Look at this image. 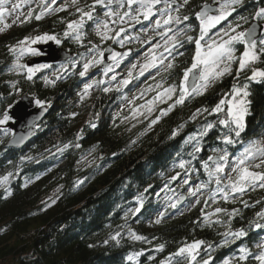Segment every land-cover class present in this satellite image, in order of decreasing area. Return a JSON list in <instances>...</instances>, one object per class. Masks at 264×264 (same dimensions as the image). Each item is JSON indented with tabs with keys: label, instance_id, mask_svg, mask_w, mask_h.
<instances>
[{
	"label": "trees",
	"instance_id": "trees-1",
	"mask_svg": "<svg viewBox=\"0 0 264 264\" xmlns=\"http://www.w3.org/2000/svg\"><path fill=\"white\" fill-rule=\"evenodd\" d=\"M92 3L93 0H77L75 7L67 4L66 11H52L39 21L34 17L40 9H33L32 19L0 35V119L23 95L43 102L49 110L24 148H7L8 135L0 140V179L7 176L11 182L8 188L0 187V264H160L178 248L196 240L205 243L193 264H203L209 258L210 264L225 260L232 264H257L253 256L258 254L256 245L264 241V227L257 229L255 224L264 225V220L256 215L264 211V188H248L227 201L208 199L203 203L200 199L183 214L175 213L181 205L172 209L165 204L169 190L180 194L186 191V186L177 187L180 178L190 175L207 182L201 162L220 146L218 131L212 130L200 142L202 151L195 154V159L189 155L194 148L186 137L197 125L193 114L197 109L214 107L231 90L232 78L220 80L203 95L188 97L153 126L144 122L140 130L129 131L114 111L138 81L134 80L133 86L124 91L114 86L104 91L105 86H97L92 93L77 98L80 86L90 77H81L79 67L57 80L47 79L49 83H45L43 74L29 80L13 70L15 55L10 48L25 37L45 33L62 37L60 48L73 55L66 62L88 54L90 45L98 41L92 33L94 26L110 9L97 7L94 20L86 21L83 46L72 38H64V32L69 22L80 18L77 8L88 10L86 5ZM207 3L214 0H189L179 12L175 9L183 2L173 5L175 17L183 20V16H189L185 25L191 28L192 37L197 35L195 14ZM260 7H264V0H242L221 26L238 22L236 18L241 16L249 20ZM181 45L173 54V69L161 76L166 84H174L191 62L192 43L184 38ZM129 49L136 54L141 47ZM59 64L63 63L53 67ZM257 64L256 68H264V55ZM95 74L99 73L91 76ZM238 82L248 83L251 93L242 134L245 144L264 131V81L246 82L243 77ZM60 147V152L53 153ZM91 153L97 159L96 165L85 169L81 161ZM181 159L191 163L181 169ZM58 188L61 193L57 201L45 206V197ZM137 207L140 211L134 214ZM218 207L226 212L207 218ZM234 209L238 214L230 217ZM158 212L163 213V218L157 224ZM241 228L247 236L235 241L222 235L229 229ZM130 232L146 240L136 241ZM160 245L164 246L163 251L157 252ZM242 247L253 254L244 262L238 260ZM129 256L138 257L129 261ZM176 259L180 258H175L173 264ZM181 264L188 261L181 260Z\"/></svg>",
	"mask_w": 264,
	"mask_h": 264
},
{
	"label": "snow or ice",
	"instance_id": "snow-or-ice-1",
	"mask_svg": "<svg viewBox=\"0 0 264 264\" xmlns=\"http://www.w3.org/2000/svg\"><path fill=\"white\" fill-rule=\"evenodd\" d=\"M6 0H0V18H2L5 14V5ZM26 2V0H25ZM56 0H52V3H55ZM166 4L167 8L172 7V0H163ZM118 6H123L125 0H93L91 5H86L85 9L77 8V12L80 13V19L76 21L69 22L66 26V30L64 32V38H72L76 42L81 43L83 40L82 29L86 21L94 20V12L97 7L111 9L113 4ZM161 3V0H126V5L129 10L133 8L134 5H137L136 13L137 15H131V11H125L122 14L116 12L114 10L104 11L103 15L108 18V20H112L113 23L116 22V19L120 21H124L125 17H130L132 20H135L136 23H141L140 17H143V20L147 21L151 17L155 15L153 11L154 7ZM189 3V0H183V4L177 7L175 10L179 12L181 7H184ZM77 0H72V5H76ZM242 4V0H217V6L212 7L210 5H202L200 11L196 12L195 18L199 22V35L197 37L188 36L187 40L189 43L195 44V51L191 57L190 66L184 68L182 79L178 86H169L164 88L162 92H158L157 96L153 99V101H149L148 103L155 102H166L167 100L173 99V96L178 92L179 95L174 100V103L169 105V107L165 110L161 111V115H166L175 105H180L185 102V100L189 96L193 95H203L207 89L215 83L217 80L223 78L225 75H230L232 73V65L234 63H238V67L236 69V77L235 80H239L240 73L245 71L249 66L255 65V63L260 59L262 55H264V31H262L259 36L257 33L258 24H253L246 30L238 31L241 28L240 23L229 24L227 28L219 30L214 37H209V33L212 29L216 28L217 25L221 24L222 21L228 19L229 16L232 15L234 11H236V7ZM20 5H13V10L19 8ZM66 6H61L56 9H52L51 6L44 8L42 5V11L39 14L35 15V19L39 21L43 18L45 12L48 11H66ZM162 10V13L163 14ZM115 18V19H114ZM32 19V12L30 11L28 14L27 20ZM175 19L176 23H181L183 21H188L189 16H183V21L179 16L173 18L170 14L167 16V19L163 21L165 25L173 23ZM241 21L244 23H248V17L241 16L239 17ZM253 21L259 22L264 20V7H260L251 17ZM156 26L160 27V21L156 20ZM2 30V29H0ZM112 30L109 29V25L107 21H100L96 24V32L101 40L113 39L119 37L122 32L125 31L124 28H120L119 31L115 32V36L110 35L109 33ZM209 37V39H205ZM172 39V49L176 48L178 40L175 37ZM54 41L57 45L61 43L59 37L55 35H49L47 33L43 35H37L35 37H25L24 40L18 42L17 47L10 48V51L16 52L19 51L20 55L17 56V60H19L26 52H31L35 54V49L31 48L30 45L39 44L41 42ZM123 44V41H118ZM203 42V43H202ZM237 45L243 47V51L240 52L239 56H237ZM83 46V45H82ZM166 51H171V49H165ZM89 53H99V57L101 59H97L95 55L93 58L88 60L83 64V70L79 72L81 77H84L86 73L89 71L91 67L94 65L102 63V59L104 56L103 51H99L98 46L93 45L88 49ZM183 55V53H180ZM83 56V54H81ZM119 53H111L108 57L112 60L113 64L119 66L120 61L117 59ZM123 55H127L126 53ZM156 57H152V62L145 64L142 66L141 75H143V70H147L148 68L156 67ZM162 62V61H161ZM75 67V64L72 65ZM16 68H24L25 65L17 64ZM48 67V65H40L37 68L28 67L27 68V78L29 80L32 79L35 72L39 71L40 68ZM64 67V65H61ZM135 67V65H133ZM174 65L169 62L167 65V70L173 69ZM111 65L107 66L103 69L104 74L107 75L108 72L113 71ZM129 76H131V72H129ZM115 79V76L112 77ZM189 79L193 80V84L191 88L187 86ZM247 81L252 82H262L264 81V69L252 68L251 75L246 77ZM47 79H45V83H49ZM130 81L125 79L122 81L124 85H127ZM103 83V81H101ZM92 85H85L84 94L86 95L88 89L91 88ZM157 88H161V84L156 85ZM249 84L244 83L242 85H238L237 83H233L232 88L229 92L225 93L222 98L215 104L211 109L203 108L197 109L196 113L193 114V119L197 115H200L204 112H207L209 115H216L218 117V124L221 128H226L227 133H221L219 139L222 141L224 145H235L241 134L245 131L246 121L245 118L249 112V105L251 103L248 100V97L251 95L249 92ZM104 91H108L107 88ZM83 98V97H82ZM36 104L40 107H43V102L37 100ZM143 107V106H141ZM151 111V109H149ZM159 119V117L157 118ZM9 120V115L5 112L2 119H0V125L5 124ZM152 123H156V120H153ZM180 127H183L181 125ZM215 125L212 122H207L203 126V130L200 131L197 135H194L189 138V143L195 142L193 144L194 151L190 152L189 155L195 159V154L202 151L200 147V139L208 134L210 130H212ZM176 135V132H173V136ZM79 145H77L78 147ZM67 147V146H66ZM213 155L207 157L206 160L201 162V167L204 169L208 180L207 182H201L194 187L188 188V194L190 196H197L203 189L207 188L209 183L214 182L217 187L210 192L209 199L215 201V197L217 194L221 195L225 201L228 200L229 195L235 197L236 194L244 193L248 190V188L255 189L257 186L260 188H264V171H252L251 167H255L257 169L261 168L264 165V147L260 146L259 141H249L248 146L243 148V151L239 152L235 155L231 163L229 161V152L227 148H213ZM259 159V163H255L253 165V161ZM191 161H185L181 159L179 161L178 167L181 169H185L186 165L190 164ZM231 168L230 173H226V168ZM235 174V178L233 175ZM179 176L172 177L173 180H176ZM8 179L7 176L0 179V184H3ZM225 179L227 182L225 183ZM189 180L185 179L184 184H188ZM7 191V190H6ZM10 194V193H9ZM199 203V199L196 201ZM245 203V207H248L247 202ZM173 208L176 207L175 204L172 205ZM140 208L137 207L134 210V214L138 213ZM226 212L223 208H216L215 213ZM238 214V210L234 209L232 213H230V217ZM262 220H264V211H260L256 214ZM163 218V213L160 214V218L155 221V223H160V219ZM230 224V221H229ZM255 227L257 229L264 227L260 223H256ZM119 235V234H117ZM226 238H230L232 241L243 238L247 236V231L244 228L225 232L222 234ZM130 236L136 240H146V237H142L135 232H130ZM112 239H116V236H113ZM227 242V240L225 241ZM204 241L196 240L191 244H185L184 246L177 249L175 253H172L165 260H162L160 264H173V260L176 259L175 264H181V260H187L188 264H193L197 260V256L199 255V250L201 246L204 244ZM211 245H209V248ZM257 248L260 249L258 254L253 256L254 260L257 264H264V241H261L256 245ZM164 246L160 245L156 248L157 252L163 251ZM240 256L238 260L240 262H244L248 259L249 256L253 254L250 253L247 248H240ZM142 253H137L136 255H141ZM134 259L133 256H129L128 260L132 261ZM203 264H210V258L203 261ZM224 264H229L228 261H225Z\"/></svg>",
	"mask_w": 264,
	"mask_h": 264
},
{
	"label": "rangeland",
	"instance_id": "rangeland-1",
	"mask_svg": "<svg viewBox=\"0 0 264 264\" xmlns=\"http://www.w3.org/2000/svg\"><path fill=\"white\" fill-rule=\"evenodd\" d=\"M181 2H183V0H176V1L173 0L172 1V7L169 9V8H167L166 4L163 1H161V3L157 4L153 9V11L155 12V15L147 21L143 20V17L141 16L140 17L141 23H136V21L132 20L130 17H125L123 22L116 19V22L113 23L112 20H108V18H106L104 15H101V18H100V20H98V22H100V21H107L108 22L109 29L112 30L109 33L110 35L115 36V32L119 31L121 27L124 28L125 31L122 32L119 37H116L115 40H113V39L101 40L100 37L97 35V32H96V24L98 23L97 22L94 26L92 33L94 34L95 38L98 41L93 42L90 45V48L93 45H96V46H98L99 51H103V53H104L107 46L112 47L113 51L111 53L115 52V53L121 54L120 56L117 57V59L120 61V63H119V66H116L115 64H113L112 60H110L108 58L111 54L107 57L106 61L104 60V56H103L102 63L94 65L93 67H91L89 69V71L86 73V75L84 76V77H86L87 75H90V77H88V79H86V81L80 86L78 92L76 93L77 98L78 97H84V96L92 93L97 88V86H105V88H109L111 86L112 87L114 86V87L120 89L121 91H124L126 88H128V86L129 87L131 85L133 86L134 80L138 81L133 88H130V92L125 93L122 101L117 105L116 110L114 111V115H115V117L121 116L122 123H125V126L129 131L140 130L146 122H147V124H148V122L150 123V124H148L149 127L153 126L155 123H152V121L153 120L157 121L158 120L157 118L158 117L160 118L162 116L161 111L167 109L169 107V105L173 104L174 100L179 95V93L177 92L176 95L173 96V99L167 100L166 102H155V103H151V104L148 103L149 101H153V99L157 96V93L162 92L164 88H167L169 86H178L181 79H182L183 72L181 73L180 78L177 81H175L174 84H169V83L166 84L165 82H163L161 80V76L163 77V75L168 71L167 65L169 62H171L173 54L178 52L179 48L182 46L181 44L183 43V39L184 38L187 39V37L190 36V34H191V28H189V25H185V23L187 21L182 20L183 22L176 23L175 19H174L173 23H171V24L165 25L163 23V21L165 19H167V16L169 14L173 18H175L176 14L174 13L175 10H174L173 5H175L177 3L179 5ZM220 2H222V0H220ZM17 4L20 5V7L17 8L16 10H13V5H17ZM67 4L70 5L71 7H75V5L74 6L72 5V0H56L55 3H52V0H26V2H25V0H6L5 5H4L5 14L2 18H0V29H2V30H0V35L7 33L8 31H11V30L17 28L18 26L22 25L24 23V21L26 20V18L28 17L29 12L30 11L32 12L33 9L39 8L40 12H41L42 11V5L44 8L51 6L52 9H56V8L61 7V6L67 7L68 6ZM214 4L217 5V0H214ZM112 7H113L112 10L119 12L120 14H122L125 11H131V15H133V16L137 15L136 8L138 6L134 5L133 8L131 10H129L127 8V5H126V0H125V3L123 6H118L114 3L112 5ZM81 9H84V8H81ZM124 9H125V11H124ZM162 10H164L163 14H161ZM51 12L52 11L45 12L44 16L50 14ZM156 20L160 21V27L156 26ZM236 20L238 22L227 23L225 26H221L224 23V21H222L221 24L217 25L216 28L211 30V32L209 33V37H214L215 34L219 30L227 28V26L229 24L240 23L241 28L238 29V31H243V30L248 29L249 25L253 22L252 19H249L248 20L249 23H244L243 21H241L239 19V17L236 18ZM258 23H260L262 25V27H263L262 31H264V20H261ZM196 24H197V31H196L197 35H195V37H197L199 35V22L197 21ZM134 28H136L135 32L133 31ZM57 37H59V36H57ZM172 37H175L176 40L179 41V43H177L175 49H172L173 41H172V39H170ZM209 37H206L205 39L207 40V39H209ZM59 38L61 40L62 37H59ZM120 40L123 41V44L118 42ZM49 43H52L57 48H60L61 43L59 45H57L54 41L41 42L39 44L30 45L31 48L35 49V54H33L31 52H26L19 60H17V56L20 55L19 51L17 50L16 52H13L15 55V61L13 63V70L16 73L24 74L27 77V68L28 67L37 68L40 65H48V67L40 68L39 71L34 73L33 77H35L39 74L40 75L43 74L45 79L57 80L60 77H62L65 73H67L68 70H72V69L74 70V69L79 67L80 71H82L83 70V64L85 62H87L88 60L92 59L93 55H95L97 59H101L99 57L98 52H96V53H89L88 52V54H86V55L84 54L83 56L82 55L80 57L78 56L77 58H75L69 62L59 64L56 67H53V64H51V63L50 64H42V63L32 64V63H30L27 65V62H29V61L31 62L32 60L38 59L39 57L42 56V54L38 51L37 46L46 45ZM138 45L141 47L140 51L136 54H133L132 50H130L129 48L131 46L133 47V46H138ZM15 47H17V46H15ZM166 48L171 49V51H166L165 50ZM237 48H238V51L236 54H237V56H239L240 52L243 51V47L240 45H237ZM191 50L193 51V53H192V55H193L194 51H195V44L194 43H192ZM125 53L127 55H123ZM153 56H155L157 58L155 61L157 66L152 67V68H148L147 70H143V75H141L140 73L142 71V66L145 64L151 63ZM257 62H259V60ZM257 62L255 63V65H251L245 71L241 72L240 76H239V80H241L244 77L245 81L247 82L246 77L251 75L252 68L253 67L256 68V66L258 65ZM73 63L75 64V67L72 66ZM103 63H107V66L111 65L114 70L111 72H108V74L105 75L104 71H103L104 68L103 69L101 68ZM190 63L188 66H190ZM17 64H23V65H25V67L24 68H16L15 65H17ZM61 65H64V67H61ZM133 65H135V67H133ZM237 67H238V63H234L232 65V73L230 75H225L223 78L217 80L215 83L219 82L220 80H223L226 77H230V78H232V80L235 83L240 85L238 82L239 80H235ZM257 69H261V68L257 67ZM95 72L99 73V74H97V75L95 74L94 76H91ZM129 72H131V76H129ZM113 76H115V79H112ZM125 79H128L130 81L127 85H124L122 83V81ZM101 81H103V83H101ZM158 83L162 85L161 88L156 87V85ZM215 83H213L207 89V91ZM85 85H92V87L88 89V92L86 95L84 94ZM35 101L36 100L34 99L35 108H41L40 106H38L36 104ZM141 106H143V107H141ZM43 107H46L45 104H43ZM149 109H151V111H149ZM48 113H47V115H48ZM210 118H212V120H210ZM195 119L197 122L196 127H194L195 131H193L190 135H188L186 137V141H189L190 137L197 135L200 131H202L203 126L207 122H212L215 125V127L212 130L215 129L216 131H218L219 137L221 136L222 132L227 133V131H228L226 128H221V126L218 124V122H215L216 119L218 121V117L216 115H209L207 112H204L200 115H197L195 117ZM195 119H193V120H195ZM11 121L12 120L9 117V120L5 124L0 125V140L7 135L11 137L12 131H10L9 129L6 128V125ZM142 123H144V124L142 125ZM198 125H199V127H197ZM147 130L148 129H145V131H147ZM212 130H210L209 132H211ZM242 134H241V137L239 138V141L235 145H224L220 139L218 140V142L220 143V146L219 147L216 146V148H220V149L227 148V150L230 154V156H229L230 163H231L232 158L235 155H237L239 152L243 151L244 147L248 146L249 141H252V140L259 141L260 146L264 147V131L259 136H257L256 138L249 139L248 142L245 144L243 143L244 141H242V137H243ZM204 138H205V136L200 139V142H202ZM194 143L195 142L193 141L190 144L193 145ZM61 150H62V147L57 148L53 153H58ZM212 155H213V153H212ZM96 162H97V159L94 156V154H92V153L87 155L81 161L82 167L85 169L92 168L93 166L96 165ZM259 162H260V160L256 159L255 161H253V165L255 163H259ZM251 170L252 171H264V165H262L261 168H259V169L255 168L253 166V167H251ZM203 171H204V169H203ZM225 172L230 173L231 168L230 167L226 168ZM204 173H205V171H204ZM187 174L189 175V172ZM205 175H206V173H205ZM232 175H233V178H235V174H232ZM189 176L186 175L185 177L180 178L178 181L177 187H179V188H183L185 186L187 187L186 191L183 194H180L177 191H173V190H169V192H167V194H166V199H165L166 203L165 204L168 205L172 209H173V207H172L173 204L176 205L179 199L182 200V198H184L183 202L181 204H179V206L181 205L182 207L177 209V211L175 213L183 214V213L189 212L196 205L197 199H199V201L201 199L203 201V203H206V201L209 199L210 192L217 187V185L214 182H212V183H210L211 184L210 187L207 186V188L203 189L200 193L197 194V196H190L188 194V188L194 187L195 185L201 183V181H197L193 176H190V178H189ZM185 179L189 180L188 184H184ZM9 180L10 179L8 178L6 182H4L3 184H0V187L6 186L8 188L10 183H11ZM206 180H208L207 175H206ZM226 182H227V179H225V183ZM7 193H9V190L7 191ZM60 193H61V188H58V189L50 192L44 199V202H43L44 205L47 207L53 205L57 201ZM240 194L241 193L236 194L235 196L240 195ZM188 198L190 199L189 200L190 204L187 206V202H189ZM231 198H233V196L229 195L228 199H231ZM218 199H224V198L221 195L217 194L215 197V201ZM163 209H164V207H163ZM217 215H218V213H215V210H214L213 212H211L210 215L207 216V218H211V217L214 218ZM159 216H160V212L157 213V217H159ZM256 250L259 253L260 249L257 248ZM199 252H200V250H199ZM133 257H134L133 261H136L138 256H133ZM198 257H199V255L197 256V259H198ZM225 261H228L229 264H232V262L230 260H225ZM225 261H223V263H220V264H224Z\"/></svg>",
	"mask_w": 264,
	"mask_h": 264
},
{
	"label": "water",
	"instance_id": "water-1",
	"mask_svg": "<svg viewBox=\"0 0 264 264\" xmlns=\"http://www.w3.org/2000/svg\"><path fill=\"white\" fill-rule=\"evenodd\" d=\"M163 1V0H161ZM173 1V0H172ZM212 7L217 5L214 3H207ZM200 11V10H199ZM253 24H258L257 33L258 36L262 32L263 27L260 23L253 21L249 27ZM248 27V28H249ZM38 51L42 54L38 59H34L31 62H27V65L32 64H56L64 63L73 57L72 53H68L63 48H57L54 44L49 43L46 45L37 46ZM113 51L112 47L107 46L104 52V60ZM107 67V63H103L101 68ZM193 80L189 79L187 86L191 88ZM49 110L46 107L35 108L34 98L23 95L8 111V115L12 120L6 125V128L12 131L10 139L6 143L7 148L22 149L24 148L33 138L36 127L39 123L47 116ZM184 198L179 199L177 205L183 202Z\"/></svg>",
	"mask_w": 264,
	"mask_h": 264
}]
</instances>
